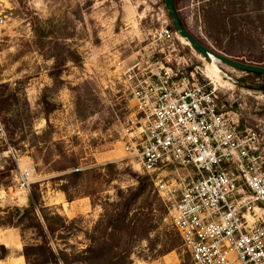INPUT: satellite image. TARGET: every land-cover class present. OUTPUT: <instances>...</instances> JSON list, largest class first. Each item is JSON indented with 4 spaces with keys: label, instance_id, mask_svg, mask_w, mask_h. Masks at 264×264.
Masks as SVG:
<instances>
[{
    "label": "rangeland",
    "instance_id": "1",
    "mask_svg": "<svg viewBox=\"0 0 264 264\" xmlns=\"http://www.w3.org/2000/svg\"><path fill=\"white\" fill-rule=\"evenodd\" d=\"M176 7L203 45L264 66V0H176ZM165 21L171 26L164 0H0V245L10 250L0 264H26L23 247L44 237L52 248L88 249V264H191L154 184L177 173L189 182L194 172L147 175L124 152L134 106L125 73L136 62L146 68V57H163L161 50L168 55L153 38ZM176 44L190 60L186 70L210 80L220 111L264 160L257 89L264 76L208 63L179 37ZM22 172L27 194L19 190ZM34 194L53 230L42 238L4 222L9 210L33 207ZM171 244L178 247L169 251Z\"/></svg>",
    "mask_w": 264,
    "mask_h": 264
},
{
    "label": "built area",
    "instance_id": "2",
    "mask_svg": "<svg viewBox=\"0 0 264 264\" xmlns=\"http://www.w3.org/2000/svg\"><path fill=\"white\" fill-rule=\"evenodd\" d=\"M167 54L127 68L134 102L123 135L124 152L147 175L174 168L196 179L158 181L170 224L191 264H264V160L238 122L220 111L216 88L187 71L170 25L155 30ZM204 77V76H203ZM205 80L208 79L204 78ZM20 192L29 193L28 175Z\"/></svg>",
    "mask_w": 264,
    "mask_h": 264
},
{
    "label": "trees",
    "instance_id": "3",
    "mask_svg": "<svg viewBox=\"0 0 264 264\" xmlns=\"http://www.w3.org/2000/svg\"><path fill=\"white\" fill-rule=\"evenodd\" d=\"M171 27V26H170ZM173 30V28L171 27ZM260 75H255L258 77ZM0 88H3L0 86ZM111 166V165H108ZM78 174L71 173L69 176ZM141 190L136 191L131 198V201H134L140 194ZM32 205L25 210H18L16 208L9 210L4 217V222H8V227L19 228L20 231L25 229H34L40 233V238L44 237L46 234L53 233V230L50 228L46 216L43 214L42 205L39 203L38 195L34 194L32 198ZM39 210L43 224H41L39 217L35 213V209ZM58 217V216H57ZM43 225V226H42ZM44 228V230H43ZM176 243L180 246V240L176 235ZM175 243V244H176ZM175 244H171L169 251H173L176 247ZM89 253L88 249L85 250H72L67 252L65 249L52 248L49 243L46 241V237L43 238L42 243L34 245H25L20 253V256L24 258L26 264H88L87 255ZM10 255V250L4 245H0V261L8 258ZM35 257L36 261L31 262V258ZM123 264V263H117Z\"/></svg>",
    "mask_w": 264,
    "mask_h": 264
},
{
    "label": "water",
    "instance_id": "4",
    "mask_svg": "<svg viewBox=\"0 0 264 264\" xmlns=\"http://www.w3.org/2000/svg\"><path fill=\"white\" fill-rule=\"evenodd\" d=\"M164 8L170 21L171 27L178 37L188 42L189 47L199 54L206 62L221 63L235 70L247 74H255L264 76V66L252 64L236 58L228 57L214 49L203 45L197 38H195L190 31L185 27L178 9L176 7V0H164ZM248 89H253L252 85H244ZM258 90L264 91V86L257 87Z\"/></svg>",
    "mask_w": 264,
    "mask_h": 264
},
{
    "label": "bare ground",
    "instance_id": "5",
    "mask_svg": "<svg viewBox=\"0 0 264 264\" xmlns=\"http://www.w3.org/2000/svg\"><path fill=\"white\" fill-rule=\"evenodd\" d=\"M179 39H180V41H181L183 44H185L186 46H189V45H188V42H186L184 39H182V38H180V37H179ZM202 59H203V58H202ZM211 63L214 64V62H211ZM216 72H217V71H216ZM206 76H207V78L210 79V75L207 74Z\"/></svg>",
    "mask_w": 264,
    "mask_h": 264
}]
</instances>
